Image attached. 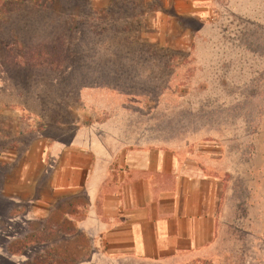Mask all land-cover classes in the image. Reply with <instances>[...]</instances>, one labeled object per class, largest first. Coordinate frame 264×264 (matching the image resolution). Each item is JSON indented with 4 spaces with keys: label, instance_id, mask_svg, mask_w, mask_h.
<instances>
[{
    "label": "rangeland",
    "instance_id": "374dc122",
    "mask_svg": "<svg viewBox=\"0 0 264 264\" xmlns=\"http://www.w3.org/2000/svg\"><path fill=\"white\" fill-rule=\"evenodd\" d=\"M175 5L173 0H0V82L4 91L13 88L15 100L8 121L0 123V138L8 144L13 138L6 147L15 160L8 170L14 180L22 163H28L24 174L35 182L53 171L39 136L58 134L55 125L80 118L87 94L90 108L125 106L148 136L193 147L205 137L206 144L230 146L238 155L252 143L254 201L263 202L264 31L229 10L219 13L216 5L214 14L199 17L181 16L177 9L183 5ZM102 58L111 63L106 68L129 72L127 87L114 91L94 75L82 87L64 85L74 81L77 68L81 72L90 67L85 63ZM130 72L153 74L159 89L129 87ZM6 173L0 172V188L10 184ZM10 186L14 201L0 204V264L92 263L90 242L79 239L70 222L60 224L52 209L48 217L40 213L43 204L37 203L52 202L51 192L36 186L27 202L24 187ZM94 263L115 264L102 258Z\"/></svg>",
    "mask_w": 264,
    "mask_h": 264
},
{
    "label": "crops",
    "instance_id": "0c3cea01",
    "mask_svg": "<svg viewBox=\"0 0 264 264\" xmlns=\"http://www.w3.org/2000/svg\"><path fill=\"white\" fill-rule=\"evenodd\" d=\"M173 1L175 7L183 5L177 9L181 16L214 14L216 5L219 13L229 10L247 26L264 31V0ZM91 61L64 85L82 87L94 75L114 91L127 87V70L106 68L111 64L107 58ZM130 73L129 87L159 89L153 74ZM2 85L0 123L8 121V108L15 105L13 88L4 91ZM85 95L80 118L55 125L58 134L39 136L47 150L44 158L47 154L53 161V171L42 181L24 174L28 163L21 164L14 180L8 170L15 160L6 147L14 144L13 138L9 144L0 138V172L7 171L8 183L24 187L23 200L29 202L36 186L51 192L52 202L37 203L43 204L40 213L48 217L52 209L60 224L70 222L74 234L90 242L91 264L97 258L115 264H264V200L254 201L252 143L244 155L216 142L208 145L205 137L198 147L175 144L148 136L125 106L90 108V95ZM10 184L0 188V204L14 201Z\"/></svg>",
    "mask_w": 264,
    "mask_h": 264
}]
</instances>
